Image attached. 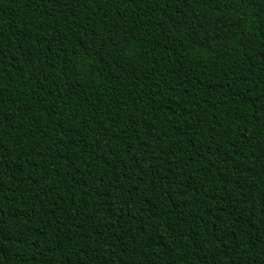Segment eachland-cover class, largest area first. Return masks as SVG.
<instances>
[{
    "label": "trees",
    "instance_id": "obj_1",
    "mask_svg": "<svg viewBox=\"0 0 264 264\" xmlns=\"http://www.w3.org/2000/svg\"><path fill=\"white\" fill-rule=\"evenodd\" d=\"M0 264H264V0H0Z\"/></svg>",
    "mask_w": 264,
    "mask_h": 264
}]
</instances>
